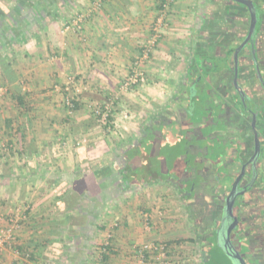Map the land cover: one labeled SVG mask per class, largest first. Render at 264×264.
I'll use <instances>...</instances> for the list:
<instances>
[{
	"label": "crops",
	"instance_id": "obj_1",
	"mask_svg": "<svg viewBox=\"0 0 264 264\" xmlns=\"http://www.w3.org/2000/svg\"><path fill=\"white\" fill-rule=\"evenodd\" d=\"M94 1L62 0L51 8L46 6L48 14L38 18L31 28L14 17L16 35L3 32L6 42L13 47L4 57L17 71V80L5 85L0 68V141L9 148L0 149V163L4 162L10 174L17 172L15 176L21 178L8 183L6 175L1 174L0 189L21 191L23 187L37 188L48 183L53 192H60L63 186L72 183L83 154L93 162L108 158L114 169L120 164L123 169L119 170L117 180L103 184V194L82 197L78 206H73L71 199L63 204L65 198L60 194L56 199L46 200L38 199L36 193L31 198L19 196V200H31L36 207L16 229L17 244L0 253V264H100L99 249L110 234L112 253L104 264H131L133 246L149 241H166L171 253L182 254V240L195 241L193 236L197 238V228L205 225L209 205L218 206L228 198L240 169L239 156L246 158L249 153V132L244 129L245 149L241 146L235 155L221 154L222 158L205 162L202 181L189 176L185 167L188 178L183 181L182 177L154 171L148 151L135 148L113 151V144L108 143L93 113V107L114 100L119 109L115 115L119 117L121 110L132 112L131 100L135 103L148 96L152 107L148 124H159L168 112L162 117L157 111L164 110L167 99L176 96L173 106L170 105L172 109L178 101L190 100L191 89L195 87L196 101L204 100L202 108L220 107L218 103L232 118L233 53L249 27L250 13L246 9L230 0H176L170 26L146 66L149 83L136 94L126 92L122 85L152 33L161 0H107L98 9L92 7ZM252 1L257 8L259 29L264 0ZM0 3V8L10 11L4 0ZM80 15L81 29L65 32V25ZM262 25L259 32L257 29V48L261 46L256 53L258 61H247L246 56L240 60L238 81L242 91L253 97L260 93L257 88L261 83L255 69L259 66L264 69ZM22 27L30 29L24 34ZM70 79L74 81L72 94L78 104L73 114L65 107V87ZM17 95L23 99V113L13 99ZM134 118L121 121L113 117V123L119 124L118 130L123 129L125 135L121 143L130 142L131 131L125 130L131 129ZM153 129L156 127L150 125L147 131ZM83 135L88 144L79 141ZM78 146L86 149L80 156ZM122 155L125 162L118 158ZM259 160L258 177H264V151ZM67 174L72 179H62ZM210 177L213 183L208 180ZM19 200L13 195L3 203ZM220 209L224 217V210ZM145 212L152 215L150 230L144 225ZM5 215L4 211L0 222L9 227ZM115 223H119L117 228Z\"/></svg>",
	"mask_w": 264,
	"mask_h": 264
},
{
	"label": "rangeland",
	"instance_id": "obj_2",
	"mask_svg": "<svg viewBox=\"0 0 264 264\" xmlns=\"http://www.w3.org/2000/svg\"><path fill=\"white\" fill-rule=\"evenodd\" d=\"M4 1L10 8L18 2V0ZM11 3L12 6H10ZM1 93L2 92H0V95ZM146 98L149 99L148 96H146ZM147 99L144 97L143 99L135 100L137 101L135 103L133 102L134 100H131V111L135 118L131 120V129L125 130L131 131V140L127 144L122 145L120 142L125 135L124 133L122 134L123 129L118 130V128H120L118 127L119 124L117 126L111 122L109 124L100 123L99 125L104 134L107 136L108 143H110V145L111 143L113 144V151H124L130 145L131 151L134 148L138 151H148L151 156V167L154 171L164 175H168L170 173L171 176H174L175 178L182 177L183 181H186L188 178L187 173L184 172L185 167L188 169L189 176L196 177L198 180L202 181L205 178V174L202 170L205 162H208V160L211 162V160H214L213 158L216 159V157H221V154L235 155L241 146L245 149V142L242 141V133L244 132L245 127L242 128L239 124L245 125L248 132H252L251 120L246 117L244 118L243 115L241 116V109L234 103H232L230 108L232 119L224 113L225 108L218 103L216 104L221 108L216 107V105H212V108H202L201 102L203 104L204 100L198 98L196 101V95L194 100H192L191 97L190 100L184 99L180 102L178 101L172 109L170 107L173 106L172 104L175 102L176 96L171 95L168 98L169 100L167 99L164 110L157 111L159 115L162 114V117L166 112H168L166 117L161 118L159 124L155 122H150V124H148L150 121L149 118L151 117L150 111L152 110V107L149 106ZM216 100L217 99H215V101ZM134 105L137 106L135 107ZM169 108L171 110H168ZM113 117L122 121L121 115V118L114 114ZM158 117L159 116H157V118ZM208 118H211L210 121H208ZM150 125H154L156 129L147 131ZM124 129H126V127ZM145 131L147 132L146 135L143 134ZM260 133L262 134L261 139L263 141L262 151H264V130L260 129ZM84 137V135L79 137V141L83 142ZM92 143L93 142H90V144ZM249 143H251V140ZM86 144H88V141ZM117 145H119L118 149ZM123 161L125 162V159H123ZM182 162H185L187 165H181ZM6 166L7 165H5L4 162L0 163V176L1 174L6 175L4 178H7L8 183L11 181L15 182L14 180L19 177L21 178L20 175L15 176L17 172L13 175L10 174L9 170H7L8 168H5ZM102 177H104L103 172ZM50 179L53 181L55 177L52 175ZM62 179L72 178H70L69 174H67L63 175ZM112 180L113 179L108 181L110 182ZM208 180L211 183L214 181L212 177L208 178ZM170 181L174 183L171 179ZM229 189L231 191V188ZM256 190L257 193L255 195L259 201L257 200V204L254 203V196L252 195L251 201L248 204L247 212L250 214L253 223L256 224L259 229V232L257 231L258 234L256 233L257 237L254 238L256 235L253 234V231L243 230L242 227L234 232L235 236L240 234L242 242H240L241 248L239 250L247 264H264V201L263 203H260L262 201L261 198H264V196L260 198V195L264 194V177L260 178L259 185ZM0 192V216L5 211L6 215L3 218H10V216H12L17 209V205L29 206L30 210L27 212L28 216V213L36 207V205L33 206L34 202L31 200L26 201L24 199L21 201L19 200L20 197L26 196L31 198L32 195H35L36 193L38 199L41 198L46 200L48 197H55L56 199L61 193V190L60 192H53V189H50L47 183L44 186H41L40 184L37 188L29 187L26 189L23 187L21 191L18 188L9 189L4 187V189H0ZM13 195L18 197V203H3L7 202L9 197H13ZM242 198L244 197L242 196ZM241 201L243 200L241 199ZM224 205L226 206V202L218 204V206L217 204L209 205V208L207 209L208 214L206 215V219H204L205 225L197 228V231H199L197 238L193 236L195 241H192L191 238L182 240V254H179L181 258L178 254H171L174 258H176L178 264H202V250L204 247H208L206 250L210 252L214 261L213 264H235L232 259L226 256L222 244H219L220 247L216 245L219 238L216 231L221 227L220 220L223 218L220 207L223 209ZM239 207H241V204H239ZM237 213H240V208ZM199 216L201 215L199 214ZM6 220L9 221V219ZM7 221H5V223H7ZM3 224V222H0V228H5ZM2 252L3 251H0V253Z\"/></svg>",
	"mask_w": 264,
	"mask_h": 264
},
{
	"label": "built area",
	"instance_id": "obj_3",
	"mask_svg": "<svg viewBox=\"0 0 264 264\" xmlns=\"http://www.w3.org/2000/svg\"><path fill=\"white\" fill-rule=\"evenodd\" d=\"M107 0H95L92 7L94 9L100 8ZM176 0H163L160 3V10L158 16L152 25V33L142 46L140 55L135 59L131 66L130 75L126 78L122 85V89L126 92L131 91L136 94H140L142 89L149 83V76L146 70L147 64L151 61L153 54L161 41L163 34H165L166 29L170 26V21L172 19L173 6ZM83 22L82 16H77L73 22L68 23L64 27V31L68 32L70 30H80L81 24ZM73 79H70L65 91L68 95L65 98V106L70 114L74 113V95L72 94ZM94 116L98 119L99 123L108 124L109 119L113 114L119 111L116 107L114 100L105 101L102 105L93 107ZM121 110L120 115L122 120L129 119L133 116V113H128ZM118 115V114H117ZM120 117V116H119ZM121 118V117H120ZM117 125V124H116ZM86 143V139L83 140ZM0 149H9L5 143L0 141ZM24 210V211H23ZM30 210L29 206L18 205L14 214L9 218V227L0 228V251H4L7 246H12L17 244V238L15 236L16 229L20 224L26 220L27 212ZM144 225L147 230L151 229L152 215L149 213H143ZM119 223L114 224V228H117ZM112 235L108 236L105 245H102L99 249V260L102 259L104 253L103 246H110V239ZM168 242L166 241H149L144 242L139 245L133 246L134 260L131 264H178L177 260L170 254ZM29 257V253L27 254ZM102 260H100V264Z\"/></svg>",
	"mask_w": 264,
	"mask_h": 264
},
{
	"label": "trees",
	"instance_id": "obj_4",
	"mask_svg": "<svg viewBox=\"0 0 264 264\" xmlns=\"http://www.w3.org/2000/svg\"><path fill=\"white\" fill-rule=\"evenodd\" d=\"M60 1H62V0H18V2L16 4H14V6L17 5V7H16L17 11H15V12L13 10L14 6L11 7L10 11H7L5 9L0 8V24H2V25H0L1 26L0 27V68L2 69V72L4 74L5 85H6V83L10 84V83L16 82V80H17L16 72L17 71L14 69L12 64L8 60H6L4 57L5 52L12 50L13 47H12V45H10L11 43L9 41L6 42V39L3 37V32L6 31L8 36H9V34H12L14 36L16 35L15 34L16 30L14 31V29H15V24L13 22L14 17H15L14 19H17L20 22L25 23L27 27L31 28V25L33 23H36L35 21L38 18L39 19L44 18L43 14H48V10L46 11V9L48 7L51 8V7L55 6L56 4H58ZM64 1L66 2L67 0H64ZM161 1H163V0H161ZM0 5H1V3H0ZM43 5H45V6H43ZM46 6H48V7L45 8ZM10 16H12V18ZM30 28L23 29V27H22L24 34H25L26 29H30ZM23 32L22 33L19 32V34L21 35V34H23ZM14 36H10L9 38L14 39L15 38ZM67 95H68V93L66 92V96ZM66 96H65V98H66ZM13 99L16 102H18L19 108L21 109V113H23V108L25 107V105L23 103V99L19 95L14 96ZM74 104H75L74 111H76L78 108L76 98L74 99ZM113 121H114L113 116H111L108 124L111 122L113 123ZM121 144L123 145L124 143H121ZM117 146H118L117 147V149H118L119 145H117ZM129 147H127L126 150H124V151H129V149H131V145ZM76 151H77V154L80 156L81 154L86 152V149H85V147L78 146ZM120 157L124 159L123 155L118 156V158H120ZM85 165H88V166H85ZM107 165H109L108 169H106ZM115 168L116 169H114L112 167V162H111V160L109 161L108 158L102 160V162H101V160L93 162V161H90L89 159H87L85 154H83L82 157L79 159V163L77 165V173H75V174L73 173L74 178L72 175V178H73L72 183L69 182L70 184L63 186L60 189L61 190L60 196L65 198L63 204H65L66 201H69L71 199V200H74L73 206H78V202L82 197L86 196L87 198H93L94 196H98V195L100 196L101 194H103V193H101L102 188H103V184L106 182H109L108 181L109 179L110 180L111 179L117 180L118 179L117 174H118L119 170L123 169V166L120 164L119 167L117 165V167H115ZM102 172L104 173L105 178L102 177ZM58 175H62V173L59 172ZM122 179H124V176L122 177ZM263 196H264V194L260 195V198ZM261 200H260L261 201L260 203H263L264 198H261ZM239 221H242V220L239 218ZM243 228H244V226H243ZM250 230L253 231L254 235H255V232L258 234L257 229L253 228ZM256 237H257V235H256ZM254 238H255V236H254ZM231 239H232L233 245L240 252V250H239L241 248L240 242H242L241 241L242 239L240 238V234H238L236 236L232 235ZM216 245L218 246V243H216ZM168 246L170 248V243H168ZM102 248L105 251L102 255V259H101L102 262L101 263L104 264V263H106V261L108 259V254L110 252L112 253V251H111V249H112L111 239H110V246H106V247L103 246ZM207 248L208 247H206V248L204 247L202 250V253H203L202 254V264H213L214 263L213 258L211 256L210 252L206 250ZM170 254H172L171 250H170ZM226 256H227V254H226Z\"/></svg>",
	"mask_w": 264,
	"mask_h": 264
},
{
	"label": "flooded vegetation",
	"instance_id": "obj_5",
	"mask_svg": "<svg viewBox=\"0 0 264 264\" xmlns=\"http://www.w3.org/2000/svg\"><path fill=\"white\" fill-rule=\"evenodd\" d=\"M233 3H236L240 6H242L244 9L247 10V12L249 13V9L245 6L242 5L240 3L234 2L232 0H230ZM262 14V12H261ZM250 16V15H249ZM260 16V14H259ZM259 19V17H258ZM251 21V16L249 19V27L247 29L246 32V37L245 39H243V41L236 47L233 55L235 54L236 50L245 42L246 38L248 37V33L250 31V23ZM261 22L262 24H264V13H263V17H261ZM261 22L259 23V29H258V24H257V29L258 32L261 30V26H263L261 24ZM258 32L256 31L257 35L255 34L254 39H250L249 42L242 48L241 52L239 53V71L241 70L240 67V60L246 59L247 61H258V57L256 53H258L257 50H261V46H258L257 48V42L256 39L258 38ZM262 48H264V43L262 44ZM254 59V60H253ZM256 59V60H255ZM235 63V60H234ZM260 68V66H259ZM257 68V71L255 69V73L258 75L257 78H260L261 83H259V86L257 88V91L260 92L256 95V93L254 94L255 96L253 97V95H248L246 93V91L244 93L241 92L242 88L240 86V83L238 81V87H236L235 82H234V78L232 80L231 86H230V90H231V96L233 98V103L241 109V113L240 115L244 116V118H249L251 120V130L252 132H249V142L251 140V143H249V153L247 155L246 158H243L242 156H239V158H241V164H240V169L231 185V190L232 187L236 181V179L241 175L242 173V169L245 166V173L240 181V186H239V191H238V196L236 197L235 200V204H234V216L237 217L238 219V226L235 230H233L232 234H234L235 231H237L240 227H242L243 230H250V229H258L257 225L253 223V220L251 219L250 214H248L247 209H248V204L251 201V197L252 195L254 196V203H258V198H256V193H257V186L259 185V181L261 177H258V165L260 163V160H258L256 163L255 162H251V159L254 155L255 152V133H258L259 136V140L261 142V152H262V145H263V141L261 139L262 134L260 133V129L264 130V69L263 68ZM234 71H235V64H234ZM234 77H235V73H234ZM238 77H239V72H238ZM256 78V76H255ZM239 79V78H238ZM258 95H260V99L258 100ZM239 122V121H238ZM255 122V127L253 126V123ZM239 124V123H238ZM245 129L248 132V129L245 126ZM263 189V188H262ZM245 197V198H242ZM243 200L241 202H239V200ZM258 200V201H257ZM226 205H227V199L225 200ZM241 204V207H239V204ZM253 203V202H252ZM253 203V204H254ZM240 208V213H237L238 209ZM223 215L224 217L220 220L221 224H220V228L216 231L219 236L218 240H219V244H222V237H224L227 228L232 225L233 223V219L230 215H228L227 210H226V206L224 205L223 207ZM239 218L242 221H239ZM256 218V217H255ZM245 223V224H244ZM250 224V225H248ZM244 228H243V226ZM249 228V229H248ZM259 230V229H258ZM259 232V231H258ZM236 248V247H235Z\"/></svg>",
	"mask_w": 264,
	"mask_h": 264
},
{
	"label": "water",
	"instance_id": "obj_6",
	"mask_svg": "<svg viewBox=\"0 0 264 264\" xmlns=\"http://www.w3.org/2000/svg\"><path fill=\"white\" fill-rule=\"evenodd\" d=\"M234 2L240 3L242 5H245L248 9H249V13L251 16V25H250V31L248 33V37L246 38L245 42L236 50L235 54H234V60H235V77H234V82L236 87H238V72H239V53L241 52L242 48L249 42L250 39H254V36L256 34L257 31V24H258V13H257V8L255 6V3L252 0H232ZM195 87H192L191 89V97L192 100L195 99ZM242 93H244V91L241 90ZM253 126L255 127V122L253 123ZM261 156V142L259 140V136L258 133H255V152L254 155L251 159V162H257L259 160ZM245 173V166L242 169V173L241 175L236 179L232 190L227 198V205H226V210L228 215H230L233 219V223L232 225H230L227 228V231L224 235V237H222V247L225 251V253L227 254V256L232 259L235 264H247L246 260L244 259V257L242 256V254L235 248V246L233 245L232 239H231V234L233 232V230H235L238 226V219L236 216H234V204H235V200L236 197L238 196V191H239V186H240V181L243 177Z\"/></svg>",
	"mask_w": 264,
	"mask_h": 264
}]
</instances>
